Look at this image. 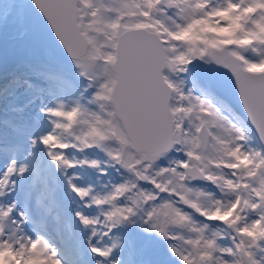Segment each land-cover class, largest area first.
Masks as SVG:
<instances>
[{
    "label": "snow or ice",
    "instance_id": "snow-or-ice-1",
    "mask_svg": "<svg viewBox=\"0 0 264 264\" xmlns=\"http://www.w3.org/2000/svg\"><path fill=\"white\" fill-rule=\"evenodd\" d=\"M0 264H264V0H0Z\"/></svg>",
    "mask_w": 264,
    "mask_h": 264
}]
</instances>
